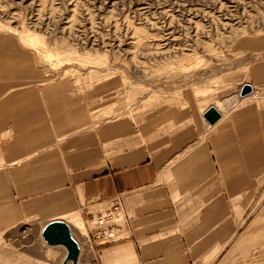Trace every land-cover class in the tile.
I'll return each instance as SVG.
<instances>
[{"label":"crops","instance_id":"crops-1","mask_svg":"<svg viewBox=\"0 0 264 264\" xmlns=\"http://www.w3.org/2000/svg\"><path fill=\"white\" fill-rule=\"evenodd\" d=\"M244 83L252 94L237 93L209 124L201 115L211 103L98 120L64 82H0V135L15 134L0 146L9 165L0 179L43 224L78 221L83 205L102 213L119 196V241L90 252L85 220L84 232L72 227L79 264H264V104L252 100L264 58L238 91Z\"/></svg>","mask_w":264,"mask_h":264},{"label":"rangeland","instance_id":"rangeland-1","mask_svg":"<svg viewBox=\"0 0 264 264\" xmlns=\"http://www.w3.org/2000/svg\"><path fill=\"white\" fill-rule=\"evenodd\" d=\"M260 58L264 0H0V82H64L98 120L186 99L222 112ZM253 97L264 104V88ZM14 136L2 133L0 146ZM8 166L0 156V172ZM5 178L0 264H61L64 247L42 240V220L20 211ZM84 207L81 232L93 213Z\"/></svg>","mask_w":264,"mask_h":264},{"label":"water","instance_id":"water-1","mask_svg":"<svg viewBox=\"0 0 264 264\" xmlns=\"http://www.w3.org/2000/svg\"><path fill=\"white\" fill-rule=\"evenodd\" d=\"M251 87L249 84H242L238 94L243 96L249 93ZM202 118L209 124H212L219 117V112L212 106H208L202 112ZM40 236L47 245H62L64 247V255L61 264H78V245L72 238L68 225L60 219H54L44 223L40 229Z\"/></svg>","mask_w":264,"mask_h":264},{"label":"built area","instance_id":"built-area-1","mask_svg":"<svg viewBox=\"0 0 264 264\" xmlns=\"http://www.w3.org/2000/svg\"><path fill=\"white\" fill-rule=\"evenodd\" d=\"M105 213L101 215L100 213L93 214L91 211H87L86 215L88 218V222L91 223L92 226L87 225L88 229L85 230L86 233L84 235V242H86L87 246L89 247V251L93 252L99 248V246H105L111 244L117 240H115L116 231L123 225L125 220L124 214L121 213V203L119 196L115 197L112 202L104 208ZM121 214L123 221L122 225L120 222L117 221L118 214ZM97 215V216H95Z\"/></svg>","mask_w":264,"mask_h":264},{"label":"bare ground","instance_id":"bare-ground-1","mask_svg":"<svg viewBox=\"0 0 264 264\" xmlns=\"http://www.w3.org/2000/svg\"><path fill=\"white\" fill-rule=\"evenodd\" d=\"M252 88H251V90H250V92L249 93H247V94H245V95H243V96H240V97H243V98H245V97H248V96H250L252 93ZM214 108V107H213ZM215 109V108H214ZM216 110V109H215ZM105 213V211L104 212H102V213H100L101 215H103ZM122 213V212H121ZM95 216H97V215H95ZM119 216H122L120 213L118 214V217H116L117 218V221L118 222H120L121 223V225H122V222H121V220L123 221V219H122V217L120 218ZM90 219H88V220H86L84 223H85V225H86V227H87V225H88V227L89 226H92L91 225V223L90 222H88ZM125 221V220H124ZM64 222V221H63ZM68 223V224H67ZM67 225H68V227H69V230H70V234H71V236H72V238L74 239L76 236H74V234L72 235V232H71V229H72V227H74L76 230H79L78 228H80V227H78V225H79V223H78V221H77V219L76 218H74V217H70L69 219H68V221H67ZM123 225H125V222H123ZM71 227V228H70ZM88 227H87V229H88ZM81 229V228H80ZM73 231V230H72ZM121 229L119 228L115 233H116V236H114L115 237V240H117V241H119L120 239H121V237H120V233H121ZM74 236V237H73ZM43 240V239H42ZM75 240V239H74ZM44 241V240H43ZM76 241V240H75ZM116 242V241H115ZM76 243H77V241H76ZM77 245H78V256H77V263L79 264V255H80V247H79V244L77 243ZM49 246H53V245H49ZM66 264H70V262L69 261H66Z\"/></svg>","mask_w":264,"mask_h":264}]
</instances>
